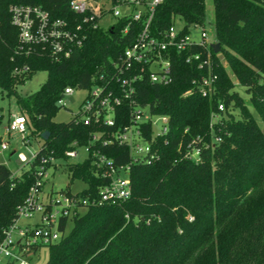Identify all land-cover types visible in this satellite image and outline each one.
Here are the masks:
<instances>
[{"label": "trees", "instance_id": "1", "mask_svg": "<svg viewBox=\"0 0 264 264\" xmlns=\"http://www.w3.org/2000/svg\"><path fill=\"white\" fill-rule=\"evenodd\" d=\"M71 1L0 0V88L16 96L27 128L42 140L36 159L20 176L0 164V241L18 220L17 207L35 186L39 167L57 170L50 159L67 162L70 185L81 181L86 186L76 194L60 192L98 200L108 185L104 168L93 156L68 163L66 152L90 145L94 134L104 132L91 146L116 165H128L125 145L103 146L101 141L127 125L130 110L140 105L168 120L166 134L151 142L154 159L130 166L126 200L88 204L82 213L60 218L61 232L69 222L72 228L60 241L45 246V264H264V130L254 115L264 126V0H213L215 41L221 50L211 51L215 90L210 97L201 96L194 85L209 75L208 69L187 64L184 53H174L172 83L152 84L145 75L134 84L129 99L122 96L114 64L133 42L137 24L127 34L122 33L128 24L124 20L108 30L85 24L82 46L57 61L47 49L20 41L11 24V6L38 7L53 20L84 24L83 17L70 10ZM205 1L164 0L153 28L167 29L178 18L185 28L204 26ZM40 71L47 73L46 82L36 93L20 98L16 87ZM106 82L123 99V116L116 118L114 128L85 126L77 114L69 123L53 121L63 107L66 88L85 91ZM237 86L244 88L248 100ZM142 131L151 140L150 125H143ZM45 132L47 140L41 138ZM42 159L48 162L42 164ZM41 247L33 250L37 253Z\"/></svg>", "mask_w": 264, "mask_h": 264}, {"label": "built area", "instance_id": "2", "mask_svg": "<svg viewBox=\"0 0 264 264\" xmlns=\"http://www.w3.org/2000/svg\"><path fill=\"white\" fill-rule=\"evenodd\" d=\"M111 8L106 9L105 5L89 3L87 0H72L70 10L83 17L84 24H71L65 20H53L50 15L38 7L32 6H11V24L18 30L19 39L22 43L31 46H41L47 49L54 60L68 58L74 48L82 46L85 38V24L91 23L94 29L102 28L108 30L117 25L120 20L127 21L122 29L127 34L132 24L138 25L134 34L133 42L124 50L117 63L116 81L121 82L122 96L129 99L134 92V84L145 75L152 84L166 86L173 81V55L185 54L187 64H197L199 69L207 68L209 75L199 81H194L199 93L203 97H210L215 90V77L211 74L212 48L208 41V33L203 25H192L200 29L199 40H193L190 36L189 26L185 25L176 28L172 24L164 30H155L153 20L157 8L164 0H108ZM110 18V23L102 26V21ZM111 18L113 21H111ZM193 48L200 49L192 52ZM103 77L100 78L102 82ZM88 93L82 101L77 115L80 116L85 126H104L114 128L116 118H122L119 111L123 106V99L116 94L114 85L111 82L99 83L86 90ZM73 88H66L63 97L71 96ZM188 91L185 95L190 94ZM63 100L60 101L62 103ZM131 106V105H130ZM223 110V105H219ZM130 122L116 132H111L108 137L101 141L103 146L125 145L129 151V164L116 165L113 159L101 155L95 151L93 144L103 137L104 132L94 134L90 145L79 149H71L66 152L68 160L78 157L79 150H83L86 158L93 156L96 164L104 168L103 178L108 180V185L100 190L99 198L96 201L77 198L64 192H59L57 197L49 199L48 203L39 202L38 196L42 188L43 180L47 178L48 170L40 166L37 172L35 186L30 189L26 201L17 207L18 220L11 225L0 241V262L3 264H32V256L36 254L33 250L37 246H48L60 241L65 232L59 230L60 218H71L82 213L88 204L115 205L126 200L130 195L129 170L132 164L141 160L149 163L154 159L151 149V142L155 137L162 136L167 132V117L157 116L151 113L148 106L134 105L130 110ZM154 118H161V131L155 133ZM150 125L152 134L151 140L144 137L142 126ZM14 131L23 136L27 131V123L23 116H13L7 132ZM23 137L22 140H25ZM144 143L145 147L140 144ZM73 147L77 143L72 144ZM8 148L7 143L1 144V150ZM18 159L21 163H32L36 159L33 154L31 160L19 153ZM47 159H42L46 164ZM51 163H55L50 159ZM37 216L36 222L19 226L20 219H33ZM67 230V229H66Z\"/></svg>", "mask_w": 264, "mask_h": 264}, {"label": "rangeland", "instance_id": "3", "mask_svg": "<svg viewBox=\"0 0 264 264\" xmlns=\"http://www.w3.org/2000/svg\"><path fill=\"white\" fill-rule=\"evenodd\" d=\"M100 4L105 5L106 9L111 8V3L108 0H102ZM206 18L204 22V27L208 33V41L210 43L215 42V32H214V4L213 0H206ZM111 21L113 19L111 18ZM110 23V18L102 21V26ZM175 27L180 28L184 26V22L181 19H176ZM190 36L193 40L198 41L200 37V29L194 28L193 26L189 28ZM28 75H26V78ZM47 80V73L44 71L34 73L30 78H28L24 84L16 87L17 94L20 98H26L37 91L40 90L42 85ZM236 90L245 99L248 100V96L245 94L244 88L237 86ZM87 91L74 90L71 96H65L61 105L63 106L58 114L55 116L53 121L55 123H69L74 115L78 113L79 107L87 95ZM254 112V111H253ZM21 115L20 109L18 107V101L16 96L9 97L0 88V164L6 165L9 170L15 176H20L22 173L28 171L29 164L21 163L18 159V154H23L27 160H31L33 154L38 153L40 150V145L42 140L32 133V130L27 128L26 133L21 136L20 134L10 131L7 132L11 122L13 121V116ZM255 118L258 121L259 126L264 130V126L260 121L258 115L254 112ZM156 125L154 126L155 133L161 131L162 120L161 118H154ZM26 137V140H22ZM7 143L8 148L6 150H1V144ZM141 147H145L144 143L140 144ZM16 151V152H14ZM86 158V154L83 150H79L78 157L75 159H70L68 163L82 162ZM66 161H58L56 163L57 170L51 168L47 172V178L43 180V186L39 193V202L45 204L48 203L49 199H54L57 197L58 193L63 190L68 189L71 193L76 194L82 191L86 186L81 181H75L70 185V175L66 171ZM70 185V186H69ZM69 186V188H68ZM37 216L33 219H20L18 225L25 226L28 223L36 222ZM72 228V223L69 222L67 226L66 233ZM49 250L47 247L39 248L38 252L32 256V264H45L48 260ZM0 264H3L1 261Z\"/></svg>", "mask_w": 264, "mask_h": 264}, {"label": "water", "instance_id": "4", "mask_svg": "<svg viewBox=\"0 0 264 264\" xmlns=\"http://www.w3.org/2000/svg\"><path fill=\"white\" fill-rule=\"evenodd\" d=\"M220 47H221V46H220L219 43H214V44L211 45V48H212L214 54H218V53L220 52V50H221ZM48 137H49V133H48V132H45V133H43V134L41 135V138H42L43 140H47Z\"/></svg>", "mask_w": 264, "mask_h": 264}, {"label": "crops", "instance_id": "5", "mask_svg": "<svg viewBox=\"0 0 264 264\" xmlns=\"http://www.w3.org/2000/svg\"><path fill=\"white\" fill-rule=\"evenodd\" d=\"M14 152H16V151H14ZM29 224H32V223H28V224H26V225H29Z\"/></svg>", "mask_w": 264, "mask_h": 264}]
</instances>
